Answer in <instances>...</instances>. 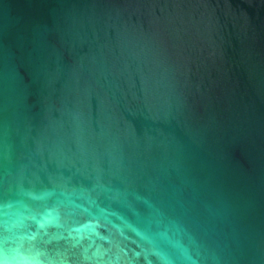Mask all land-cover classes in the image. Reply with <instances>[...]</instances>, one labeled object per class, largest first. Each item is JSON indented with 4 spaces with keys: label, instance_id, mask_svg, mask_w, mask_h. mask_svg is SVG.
<instances>
[{
    "label": "water",
    "instance_id": "1",
    "mask_svg": "<svg viewBox=\"0 0 264 264\" xmlns=\"http://www.w3.org/2000/svg\"><path fill=\"white\" fill-rule=\"evenodd\" d=\"M0 264H264V0H0Z\"/></svg>",
    "mask_w": 264,
    "mask_h": 264
}]
</instances>
